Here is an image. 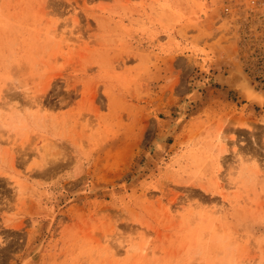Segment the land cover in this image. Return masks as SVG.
<instances>
[{"label": "rangeland", "instance_id": "374dc122", "mask_svg": "<svg viewBox=\"0 0 264 264\" xmlns=\"http://www.w3.org/2000/svg\"><path fill=\"white\" fill-rule=\"evenodd\" d=\"M0 264H264V0H0Z\"/></svg>", "mask_w": 264, "mask_h": 264}, {"label": "bare ground", "instance_id": "6f19581e", "mask_svg": "<svg viewBox=\"0 0 264 264\" xmlns=\"http://www.w3.org/2000/svg\"><path fill=\"white\" fill-rule=\"evenodd\" d=\"M236 74H237V72H236ZM236 74H235V75L233 74L234 76H233V75L230 76V77L228 76V77H229L228 82H229L230 85H232V86L238 88V86H240V82H241V79H242L241 77H242V76H241V75L238 76V74H237V75H236ZM226 81H227V79H226ZM243 82H244V80H243ZM244 83H245V82H244ZM244 85H246V84H244ZM242 86H243V85H242ZM242 86H241V88L245 87V86H243V87H242ZM245 89H246V88H245ZM238 91H239V89H238ZM246 91H247V90H246ZM247 94H248V93H247ZM238 95H239V94H238ZM248 96H249V95H248ZM250 96H251V95H250ZM250 96H249V97H250ZM250 98H251V97H250Z\"/></svg>", "mask_w": 264, "mask_h": 264}]
</instances>
